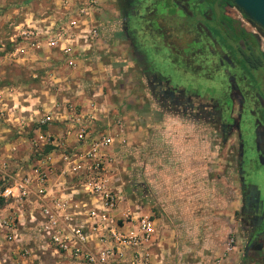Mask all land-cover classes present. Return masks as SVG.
<instances>
[{
	"label": "rangeland",
	"instance_id": "374dc122",
	"mask_svg": "<svg viewBox=\"0 0 264 264\" xmlns=\"http://www.w3.org/2000/svg\"><path fill=\"white\" fill-rule=\"evenodd\" d=\"M108 1L114 4L121 2ZM8 3L9 0H0V88H5L7 92L17 89L22 94H26L28 89L33 90L34 95L41 96L40 101L43 102L40 103L46 104L39 105L37 109L40 113L60 111L63 107L76 111L85 110L91 105L95 108L94 102L89 99L94 90L100 91V99L108 114H96L97 120L93 126L94 133L104 129L113 137L107 169L112 188L119 197L116 214H146L157 219L156 223L166 240L164 245H168L170 240L175 242L177 234L179 243L192 241L195 248L200 247L210 225L225 227L226 241L223 243L243 242L244 237L240 238L239 230H236L239 194L235 166L228 157L229 142L223 144L214 124V116H209L201 108L191 109L169 101L160 107L157 96L156 101L151 99L154 94L144 76L145 70L139 68L136 60L127 63L126 52H122L121 60L109 62L110 70L103 71L100 77L97 71L99 62L94 61L96 59L89 61V67L80 71L57 64L61 61L60 56L54 53H49L47 61L50 65L44 69L16 65L11 60L12 56L6 53L11 47L8 35L12 31L10 29L14 23H10L15 14ZM53 6L52 0H34L28 9L37 15L43 10L48 12ZM202 24L207 26L206 20ZM240 24L255 31L249 25ZM163 25L171 29L168 30L172 40L178 38V44L186 38L184 31L171 22L166 20ZM258 44L264 49L263 38L258 37ZM120 53L113 54L116 56ZM96 56L103 64V58L99 54L94 58ZM163 64L167 62L153 59L151 66L160 69L163 66L172 81L182 79L177 71ZM32 71L36 72L35 78L31 77ZM258 75H254L256 86L264 95V79ZM52 79L57 81L52 83ZM62 81L64 84L57 87L58 82ZM42 90H47L54 100L44 102ZM79 90L82 94L76 96L75 92ZM6 96L8 106L12 105L8 102L9 94ZM63 96L66 101L61 98ZM48 104H56L58 108L46 109L49 108ZM50 127L54 135L59 133L57 121H53ZM0 131L4 143L16 146V156L22 159L28 155L22 161L16 159L17 165L5 159L10 169L26 170L40 157L32 156L29 152L27 145L32 135L29 130L18 133L10 124L0 120ZM114 142L116 145L112 147ZM7 151L8 146H3L0 152L6 156ZM59 152H63V149L56 148V153ZM65 181L69 187H78L76 178H66ZM259 186L263 188L261 183ZM28 264H68V261L46 251L39 253V257Z\"/></svg>",
	"mask_w": 264,
	"mask_h": 264
},
{
	"label": "built area",
	"instance_id": "2783aa9c",
	"mask_svg": "<svg viewBox=\"0 0 264 264\" xmlns=\"http://www.w3.org/2000/svg\"><path fill=\"white\" fill-rule=\"evenodd\" d=\"M70 2L58 0V5L62 11H68ZM99 8L97 0L81 1L74 7L73 17L62 13L61 17L40 24L19 23L12 27L8 39L20 45L41 44L56 49L64 66L71 69L76 56L98 44ZM235 17L251 26L243 16L236 13ZM7 97L0 91V120L15 127L18 133L29 130L32 133L29 152L40 157L26 170H12L8 162H0V204L29 205L26 220L21 219L19 211L0 215V264L32 261L33 248L20 243L23 224L27 226L25 231L36 237L40 251L50 250L64 257L68 264H125L128 251L130 262L145 264L148 255L137 248L152 238L154 219L146 214L116 215L119 197L107 169L112 136L104 129L94 133L93 124L97 120L94 107L78 111L63 107L60 111L37 112L33 117H13L8 113L15 106H8ZM52 108L58 106L53 104ZM53 121L64 128L56 135L50 127ZM68 135L73 136L77 146L71 153L64 152ZM56 148H62L63 152L56 153ZM55 170L62 179L56 189L49 182ZM66 178H76L79 187H70L65 192ZM80 196L85 198L78 200Z\"/></svg>",
	"mask_w": 264,
	"mask_h": 264
},
{
	"label": "flooded vegetation",
	"instance_id": "af4514ba",
	"mask_svg": "<svg viewBox=\"0 0 264 264\" xmlns=\"http://www.w3.org/2000/svg\"><path fill=\"white\" fill-rule=\"evenodd\" d=\"M118 10L119 33L128 43L154 44L171 53L170 68L182 76L172 81L163 66L151 71L152 93L214 116L223 144L229 142L239 194L237 222L259 264L264 258V95L254 75L264 79V49L258 32L239 23L235 14L243 15L231 0H121ZM166 20L186 34L180 44L163 25Z\"/></svg>",
	"mask_w": 264,
	"mask_h": 264
},
{
	"label": "crops",
	"instance_id": "0c3cea01",
	"mask_svg": "<svg viewBox=\"0 0 264 264\" xmlns=\"http://www.w3.org/2000/svg\"><path fill=\"white\" fill-rule=\"evenodd\" d=\"M32 1L34 0H9L10 4V9L12 12L15 14L12 15L14 16L12 19V26L14 27L18 25L19 23H27V22H32L35 24H40L42 22H47L51 20H55L58 17H61L62 13H67L66 17H73L74 16V7L76 4H79L81 1L84 0H71L70 8H68V11H62L58 5V0H52L54 3L53 7H50L48 12L45 13V10H43L40 14H34L32 11L28 9V7L31 5ZM100 4V8L98 9V12H96V18L98 19L100 23V39L98 41L97 45L95 48L91 50H87L80 55L75 57V66L71 68L70 70H81V68H86L89 67L88 63L89 61L92 62L94 61L99 62V68L97 71H99V77L103 76V71L110 70V63L109 62H116L118 60H121L120 57L122 52L127 53V63L129 61L133 63L135 60L138 62V66L140 69L145 70L144 76L147 79L146 81L148 82V85L151 88V91H153V85L151 80L149 79V73L154 70H159V68L151 66L152 60L157 59V60H162L165 59L167 62V66L172 67V57L168 53H164L163 49L159 46H156L154 44L152 45H139L137 46L135 44L132 45V43H128V41L125 39V34H120L119 33V23H120V16L118 15V9L120 8V3L114 4L109 2L108 0H97ZM105 1V2H104ZM107 3V4H106ZM62 11V12H61ZM42 21V22H41ZM12 30V28L10 29ZM10 35V33H9ZM8 35V37H9ZM134 35H137L136 32L133 33ZM132 37V33L129 35ZM121 41V43H120ZM119 42V43H118ZM40 47H35L31 45H20V43H14L11 42V47L10 49L6 52L9 56H12V61L17 65H22L27 68H32V69H44V67H48L49 61V53H54L57 54V56H60V60L57 64H60L63 67L64 64L63 62V57L60 55L59 51L56 49H51L48 47H45L41 44H39ZM103 47V48H101ZM136 47V48H135ZM40 48V49H39ZM99 48L100 52L97 51L96 49ZM1 49V46H0ZM99 52V53H98ZM119 55H114L113 53H119ZM169 52H171L169 50ZM34 54V56L32 55ZM99 54L103 58V64L102 61H98L97 56L96 58L95 55ZM54 66V64L52 65ZM101 66V67H100ZM67 68V67H66ZM69 69V68H68ZM31 77H36V72H30ZM111 75V74H110ZM97 77V76H95ZM114 77V75H113ZM32 79V78H31ZM58 81H60V78H56ZM62 79V78H61ZM53 80V79H52ZM57 80H53L55 83ZM62 82H58L57 87H61L63 85ZM0 91L5 94H9L10 100L8 102L12 103L15 108L12 109L13 112L8 113V116L13 115L14 116H19L22 115L24 117L28 116H34V113H39L38 107L39 105L43 104L46 105L45 103H40L43 101H40V97L37 94H33V90H26V94H22L21 91H18L15 89L13 92L12 91H6L5 88L1 89ZM95 91V92H94ZM90 96V101L94 102L95 106V113L99 116H106L108 114V111H106V108L104 106L103 101H101V96H100V91L94 90ZM42 93L45 95L44 102H49L54 100V97L52 95L47 94V90H42ZM76 96L79 94H82L81 91H76L75 92ZM154 94V93H153ZM74 95V94H73ZM75 98V96H73ZM62 96V95H61ZM158 97L157 94H154V96L151 98L154 101H156L155 97ZM71 97V98H72ZM62 99L66 98L63 96L61 97ZM101 98V99H100ZM158 101L160 102V107L168 104L167 101H162L161 97H158ZM164 103V104H163ZM50 109L52 108L53 104H48ZM161 109V108H159ZM63 113V112H62ZM12 125H15V122H11ZM12 127V126H11ZM13 129L15 127H12ZM59 133L62 131L63 127H59ZM0 133H2L0 131ZM0 151L3 148V146H8L7 154L5 153L6 156H4L3 153L0 152V162L4 161L5 159L8 160L10 163L13 165H17L15 161L16 159H20L22 161L24 158L26 159L27 156L24 158H19V156H16V146H12L10 143H4V139L0 136ZM113 140V137H112ZM64 145L66 146L64 148L65 153H71L72 150H76L77 146L75 144V140L72 135H68L65 137L64 140ZM112 147L116 145V142H114ZM63 145V146H64ZM28 146V145H27ZM69 149H68V148ZM13 148V150H11ZM15 149V150H14ZM4 156V157H3ZM59 163H57L56 166H58ZM61 175L57 173L55 170L53 175L50 176V185H53L54 189L57 188V182L61 181ZM65 186L67 187L65 192H68V184L65 181ZM64 186V188H65ZM79 187V186H78ZM76 186H72L73 189L78 188ZM63 191V192H64ZM85 198L84 196H80L78 200ZM7 211H13V212H18L20 214L21 219H25L27 217V214L29 212V205L26 206H16L13 203L2 205L0 204V215L6 213ZM116 213V212H115ZM119 216V214H116ZM156 220L154 218V234L152 238L146 242L142 243L137 249L144 251L147 255V261L145 264H256L257 260V255L253 252V249L248 243V241L245 240L243 242L238 241L235 244H231L229 242H224L225 239L224 237V226H208L206 233L204 234V237L202 238V243L200 247H196L192 245V241L190 243H185L181 244L177 241V234L175 238V242H172L171 240L169 241L168 245H164L166 240H164V236L160 231V227L157 225ZM129 224L126 223L125 227H128ZM21 228L20 232V243L23 245H29V247L33 248L34 252L32 255V260L36 259L39 257V253H44L46 251L50 252V250L46 251H40L38 249L39 243L36 241V237L34 235H30L27 231H25L24 228H27V226H24V224ZM237 231L239 230V236L242 238L244 235L241 233V230L239 226H237ZM207 236V237H206ZM196 238V237H195ZM194 238V240H195ZM194 242V241H193ZM223 243V245H221ZM44 250V249H42ZM36 252V253H35ZM52 254V253H51ZM264 257V256H263ZM125 264H133L130 262V251L127 252L125 258H124ZM137 264V263H134ZM259 264H264V258L260 260Z\"/></svg>",
	"mask_w": 264,
	"mask_h": 264
},
{
	"label": "water",
	"instance_id": "95a60500",
	"mask_svg": "<svg viewBox=\"0 0 264 264\" xmlns=\"http://www.w3.org/2000/svg\"><path fill=\"white\" fill-rule=\"evenodd\" d=\"M231 3L264 38V0H231Z\"/></svg>",
	"mask_w": 264,
	"mask_h": 264
}]
</instances>
